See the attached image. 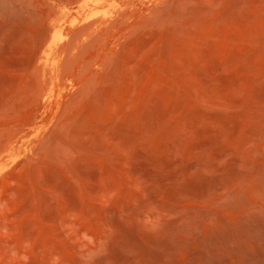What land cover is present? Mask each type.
Masks as SVG:
<instances>
[{"label": "rangeland", "instance_id": "obj_1", "mask_svg": "<svg viewBox=\"0 0 264 264\" xmlns=\"http://www.w3.org/2000/svg\"><path fill=\"white\" fill-rule=\"evenodd\" d=\"M0 264H264V0H0Z\"/></svg>", "mask_w": 264, "mask_h": 264}, {"label": "bare ground", "instance_id": "obj_2", "mask_svg": "<svg viewBox=\"0 0 264 264\" xmlns=\"http://www.w3.org/2000/svg\"><path fill=\"white\" fill-rule=\"evenodd\" d=\"M104 1V0H103Z\"/></svg>", "mask_w": 264, "mask_h": 264}]
</instances>
